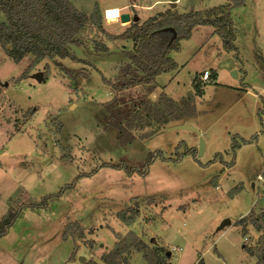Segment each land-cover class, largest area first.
I'll list each match as a JSON object with an SVG mask.
<instances>
[{"label":"rangeland","instance_id":"obj_1","mask_svg":"<svg viewBox=\"0 0 264 264\" xmlns=\"http://www.w3.org/2000/svg\"><path fill=\"white\" fill-rule=\"evenodd\" d=\"M68 1L99 18L106 34L90 27L82 46L68 47L79 63L44 59L35 65L28 56L15 64L0 47V221L9 209L40 205L75 181L47 209L24 211L0 239V264H104L118 244L115 235L131 234L169 264H264V233L249 225L264 214V0H246L231 12L243 62L236 77L223 69L226 53L214 29L197 27L181 52L171 55L177 73L159 77L150 95L136 87L116 97L102 77H120L132 44L110 36L132 21L106 22L105 10L116 8L143 22L168 9L203 14L226 1ZM96 42L108 51L98 52ZM36 73H42L41 83L33 79ZM204 73L217 77L202 85L198 98L193 80ZM162 94L180 106L194 98V114L134 131L135 140L121 147L105 104L115 97L122 107L131 108L136 99L158 107ZM181 125L199 135L170 131ZM233 145L239 146L235 155ZM189 150L195 158L186 155ZM154 152L164 160L155 161L146 176L99 167L122 163L142 172ZM242 218L249 220L246 238L237 226ZM226 220L231 225L218 231ZM73 226L83 231L80 240L69 235ZM125 258L147 264L134 251Z\"/></svg>","mask_w":264,"mask_h":264},{"label":"trees","instance_id":"obj_2","mask_svg":"<svg viewBox=\"0 0 264 264\" xmlns=\"http://www.w3.org/2000/svg\"><path fill=\"white\" fill-rule=\"evenodd\" d=\"M167 1L174 4L177 0ZM225 1L226 4L223 6L211 8L203 14L200 12L179 14L168 9L143 22H132L119 36H110L113 41H130L132 48L127 52L129 63L120 68V77L115 82H110L102 77V82L110 88L115 97L119 93L136 87L144 88L146 94L150 95L157 87L159 77L178 72V65L171 55L181 52L182 43L191 39L193 30L197 27L213 28L215 35L221 40L222 51L231 55L234 63L239 64L237 66L240 67L242 63L235 45L236 31L231 19V12L233 9L243 7L246 0ZM0 14L5 19V23L0 24V47L15 64L20 63L28 56L34 58L35 65L44 59L69 60L79 63L80 60L68 51V47L82 46L83 35L90 27H93L98 33L106 35L99 18L96 19L93 15L91 17L83 15L68 0H0ZM36 20H39L40 23H37ZM169 29L172 30V33ZM95 48L98 52L106 53L108 51L98 42L95 43ZM216 77L215 74H208V79L205 82L195 77L193 80L195 96L201 98L203 96L202 85L209 81H215ZM115 97L105 104V107L111 117V127L118 132V141L121 147H126L135 140L134 131L142 132L148 128L155 129V125L164 127L179 122L184 117L193 115L195 110L194 98H190L186 103H182L183 106H180L181 104L175 103L162 94L158 107L152 106L147 99H136L131 101L130 108L128 105L127 107L118 105ZM181 108H185L186 111ZM237 148L239 146H232L234 155ZM186 155H192L195 158L196 151H186ZM158 159L164 160L160 152L149 154L142 172L128 169L122 163L117 165L102 164L99 167L113 170L125 169L129 177L135 173L139 176H146L149 167ZM95 173H91L90 176ZM74 183L54 195L45 197L40 205H21L18 209H9L0 221V239L8 235L9 230L23 216L27 208L31 210L47 209L50 203L63 197L66 190L72 188ZM260 218L264 222V214ZM248 221L247 218H242L237 222V226L242 228L243 238H246L248 234L246 226ZM261 221L250 218L249 225L253 226L256 232L264 233ZM76 230L79 229L74 227L73 232L69 235L80 240L83 231L79 230V234L76 236L74 232ZM115 238L118 240V244L113 252L102 259L104 264H130L125 255L132 251L142 254L147 264H169L155 251L149 250L146 244L133 234L127 238L115 235Z\"/></svg>","mask_w":264,"mask_h":264},{"label":"water","instance_id":"obj_3","mask_svg":"<svg viewBox=\"0 0 264 264\" xmlns=\"http://www.w3.org/2000/svg\"><path fill=\"white\" fill-rule=\"evenodd\" d=\"M173 6H174V5H173ZM137 20H138V19H137L136 17H134V18L131 20L129 14H127V13H122V14H120V16H119V22H120L121 24H129L131 21H132V22H137ZM234 66H235V65H234V61H233V59H232V58H229V59H228V65H227V67H226V68H223V69L227 70V71L230 72L233 76L236 77L237 74H238V72H237V70L234 69ZM32 77H33L34 80H36L37 83H41V82H42V79H43V77H42V73H36V74H34ZM172 130L191 131V132H194L195 134L199 135V131L196 130L195 128H193V127H190V126H184V125H181V126L173 127L172 129H170V131H172ZM202 151H203V143H201V146H200V154L202 153ZM230 225H231V222L228 221V220H226V221H224V222L221 224V226L218 228V231H221L223 228H225V227H227V226H230ZM151 242L154 243V240H151ZM169 256H170V253L168 252V253H167V257H169Z\"/></svg>","mask_w":264,"mask_h":264},{"label":"bare ground","instance_id":"obj_4","mask_svg":"<svg viewBox=\"0 0 264 264\" xmlns=\"http://www.w3.org/2000/svg\"><path fill=\"white\" fill-rule=\"evenodd\" d=\"M120 12L116 8L107 9L104 12V19L106 22L117 23L119 22Z\"/></svg>","mask_w":264,"mask_h":264},{"label":"crops","instance_id":"obj_5","mask_svg":"<svg viewBox=\"0 0 264 264\" xmlns=\"http://www.w3.org/2000/svg\"><path fill=\"white\" fill-rule=\"evenodd\" d=\"M129 16H130V15H129ZM130 18H131V16H130ZM132 19H133V18H131V20H132ZM226 58H227V61H226L225 63L228 64V59L231 58V55L226 54ZM225 63H223V64H225ZM241 63H242V65H243V62H242V61H241ZM223 64H222V65H223ZM234 65H235V66H234V69L237 70V67H238L237 64L234 63ZM242 68H243V67H242ZM242 68H241V69H242ZM237 71H238V70H237ZM238 72H239V71H238ZM201 81L203 82V80H201Z\"/></svg>","mask_w":264,"mask_h":264},{"label":"built area","instance_id":"obj_6","mask_svg":"<svg viewBox=\"0 0 264 264\" xmlns=\"http://www.w3.org/2000/svg\"><path fill=\"white\" fill-rule=\"evenodd\" d=\"M208 79V73H204L202 76V80L206 81Z\"/></svg>","mask_w":264,"mask_h":264}]
</instances>
